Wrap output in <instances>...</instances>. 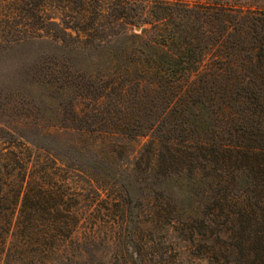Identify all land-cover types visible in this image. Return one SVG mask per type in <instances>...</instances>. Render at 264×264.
I'll return each mask as SVG.
<instances>
[{
  "label": "trees",
  "instance_id": "16d2710c",
  "mask_svg": "<svg viewBox=\"0 0 264 264\" xmlns=\"http://www.w3.org/2000/svg\"><path fill=\"white\" fill-rule=\"evenodd\" d=\"M163 10L167 24L157 38L136 45L134 36L115 57V123L73 128L85 138L77 144L98 157L123 158L119 173L150 191L146 216H186L166 224L182 225L196 250L219 243L229 255L218 264H264V12L184 4ZM29 145L38 158L51 155L26 138L19 152L0 141V216L18 211L38 242L61 231L71 237L81 216L102 213L97 199L53 186L49 166L34 175ZM83 172L97 190L122 183L118 173L89 166ZM175 189L187 193L186 201L173 198ZM130 204L120 205L121 215ZM198 216L207 232L198 231ZM211 252L222 255L220 248Z\"/></svg>",
  "mask_w": 264,
  "mask_h": 264
},
{
  "label": "rangeland",
  "instance_id": "374dc122",
  "mask_svg": "<svg viewBox=\"0 0 264 264\" xmlns=\"http://www.w3.org/2000/svg\"><path fill=\"white\" fill-rule=\"evenodd\" d=\"M166 4L264 12V0H0V141L13 142L16 152L24 138L44 147L51 155L38 158L29 145L33 174L43 176L49 166L53 186L66 190L69 185L93 196L102 211L81 216L73 236L61 231L46 242H38V234L28 237L18 211L0 216V264H218L229 255L219 243L204 242L198 251L186 241L182 225L166 224L186 216H146L150 191L119 173L116 163L124 159L87 152L86 145L77 144L85 138L72 130L94 124L107 130L115 123V57L134 36L136 45L157 38L167 24L161 21ZM148 141L141 138L135 146ZM87 166L118 173L122 183L97 190L83 172ZM174 192L175 199L188 198ZM129 201L121 215L120 205ZM204 217H197L201 232H207ZM37 218L43 228L46 221ZM213 247L222 255L216 252L214 258Z\"/></svg>",
  "mask_w": 264,
  "mask_h": 264
}]
</instances>
